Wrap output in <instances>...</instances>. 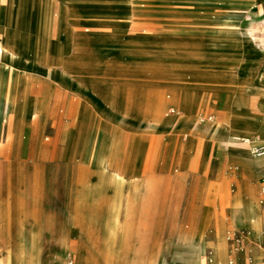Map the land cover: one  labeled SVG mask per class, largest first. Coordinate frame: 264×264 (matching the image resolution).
<instances>
[{
    "label": "rangeland",
    "instance_id": "rangeland-1",
    "mask_svg": "<svg viewBox=\"0 0 264 264\" xmlns=\"http://www.w3.org/2000/svg\"><path fill=\"white\" fill-rule=\"evenodd\" d=\"M0 3L3 40L6 12ZM25 5L22 15L12 7L8 45L36 52L40 45L45 60L34 70L31 64L13 67L0 54V75L13 67L23 79L19 86L14 71L9 81L0 79V229H10L13 218L16 230L0 237V247L10 240L27 248L34 242L47 252V264H69L74 254L61 256L60 244L70 239L71 217L73 230L87 232L92 246L148 247L156 241L162 252L164 244L189 232L210 234L214 213L225 219L226 239L229 231L243 230L228 225V200L247 199L249 191L236 192L225 173L236 168L231 159L250 167L238 152L244 145L251 149L241 138L264 143V50L237 44L236 52L245 53L250 64L238 74L207 38L219 22H230L249 38L264 18V0H26ZM84 82L93 84L92 96L80 88ZM186 85L190 104L183 107ZM106 89L125 98L132 113H148L160 99L161 118L177 123L143 127L128 118L117 121L107 106L100 110L93 101ZM227 99L229 108L221 105ZM192 115L195 126L184 121ZM215 122L228 124L217 128L224 134L235 129L239 138L230 142L218 130L207 133ZM196 136L203 140L200 195L199 156L188 146ZM112 161L121 170L117 178ZM163 167L173 175L169 209L161 204L162 189L137 184V179L160 183L155 172ZM216 169L221 175L213 184ZM187 172L194 173L191 184L185 182ZM263 185L256 190L259 202ZM196 213L201 221L190 220Z\"/></svg>",
    "mask_w": 264,
    "mask_h": 264
},
{
    "label": "crops",
    "instance_id": "crops-1",
    "mask_svg": "<svg viewBox=\"0 0 264 264\" xmlns=\"http://www.w3.org/2000/svg\"><path fill=\"white\" fill-rule=\"evenodd\" d=\"M156 58L158 57H155L154 61L160 63L159 62L160 59H156ZM182 61H185L186 63L188 62V60H182ZM198 62L203 63V65L210 64L213 66H219L221 64L220 62L213 60H199ZM165 131H170L174 137L177 136L172 132L171 129H167ZM202 143L203 140L196 136L195 140L190 144H188V146L191 147L193 146L195 148V146L199 144V146L202 147ZM197 155L199 156V158L197 159L198 162H197L196 175H198V177L196 178V186H197V190H199L198 195H200V191L204 189V180H203L204 167H202V163L204 159L201 150L199 149L197 150ZM261 157H256V158H261ZM231 160L236 164V168L234 170H230L229 173H225V174H227L229 179L233 180V185H235L236 187V192H238L239 189L257 190L259 185L264 184V161H262V163H260L259 165L256 163L252 167H247L239 163L237 160L234 159ZM155 173L160 175L158 176V180H157V181L161 180L160 183L155 181L151 182L149 180L143 181L137 179L138 189H143L144 184L148 188L152 186L155 189L156 187L157 189H162L163 197L161 204L164 205V208L169 209L173 205V199L170 193V190L172 189L173 175L171 171L166 167H163L162 170H158ZM187 174H188L187 177L189 176V178L187 179V177L185 176L184 178L187 179V181L185 182L191 184L193 180L192 176L194 175V173L187 172ZM220 175H221V171H218V169L213 171L212 173L213 184L218 182V178L220 177ZM180 180L176 181L178 183L177 187L179 188L182 187L181 186L182 179ZM263 186H261V188ZM261 188H260L261 208L259 210L258 220L256 219L255 221H251L249 225L236 224L233 218V212L231 208L228 207V214H229L228 225L235 228L247 229L250 231L252 235V240L241 244L243 250H237L236 248L237 244H230L227 239H226V243H227L226 247L224 248L215 247L216 244L218 243V239H217L218 233L216 231L215 223L218 221V217H220L221 215L219 213L218 214L214 213L212 217V221L214 223L213 231L208 235H203L202 233L195 234L193 232L192 234L194 235L192 237L193 239L191 242L192 247L183 244V241L181 239L174 241L173 243L170 242L169 244H164L165 245L164 262L166 264H193L186 259L189 258L188 256H192L196 253L200 255L201 253L206 252L208 253V255L207 254L201 255V260L203 264H230L229 263L230 260H233L232 264H249L246 261V256L248 254H252L254 256L257 264H263L264 263V202L261 201ZM169 216L170 214H168V216L165 217V219H168ZM202 219H203L202 215L198 213L193 214L190 217L191 221H201ZM13 221H14L13 218H11L10 229H6L5 226L3 229H0V237L10 238L11 235H13L16 232ZM226 226L227 224L225 223V228ZM68 235L71 240L68 238L67 241L61 242L60 247L62 248L60 252H61V256L66 255L69 252H72L74 254V258L71 255H69V258H71L69 264H141L146 262L148 263L149 261L150 262L148 264H154L155 262L156 241L154 242L152 241V245L148 247H141V245L136 243L133 244V246L131 247L130 246L126 247L123 245L112 246L104 243L108 239V236L105 237L103 236V238H105V240H102L103 241L102 243H104V245H101L99 247L92 246L91 241L88 240L89 235L87 234V232L86 234L84 233L82 235L81 234L77 235L75 230H73L72 217H71L70 227L68 230ZM259 239H262L263 243H261ZM6 243L7 242L4 241V244L2 245V247H0V254H2L0 255V264H13V263L14 264H47V262L45 261L46 256H44L47 252L43 253L41 246L37 245L35 249L36 251L34 250L32 251L30 247L33 246V244L27 248L23 245L15 243L13 240L8 241L7 244ZM208 250H210V252H208ZM35 252H37L39 258L35 257ZM161 263L163 264V261H161Z\"/></svg>",
    "mask_w": 264,
    "mask_h": 264
},
{
    "label": "bare ground",
    "instance_id": "bare-ground-1",
    "mask_svg": "<svg viewBox=\"0 0 264 264\" xmlns=\"http://www.w3.org/2000/svg\"><path fill=\"white\" fill-rule=\"evenodd\" d=\"M3 1L5 4V12H6L5 17L6 18H5V22L3 23L1 30L5 31V36H4L3 40L0 39V54L9 60L10 63H12L13 67H23V64H31L32 68L34 70L40 68L42 65V62L45 60V58H44L45 57L44 56L45 51L41 48L40 45L38 46L37 52L29 46H27V47H24V46H22V47H10L8 45V41H9V38L11 36V34L9 32V16H10V12L12 10V7L13 8L15 7L17 9L18 15L19 14L22 15V13L24 14V12L27 11V7H25L26 6L25 5L26 0H3ZM125 1L130 2L131 0H125ZM241 34L239 32H237V30L233 27V24H231L230 22H219V23H217V25L215 24V26H213L212 33L207 38V40H208L207 44L209 45L210 49L213 51H216L217 55H219L220 57H222L224 59L226 58L228 60V63L232 66V68H234L235 72H237L238 74H241V72L243 70H245L247 68V66L250 64H246L247 58L245 57V53H243V54L237 53L235 50V47L237 44H243L244 46L245 45L250 46V43H251L256 47L257 50L263 51L264 50V18L261 20L260 25L250 29V32H249L250 37L249 38H246L245 36H243ZM172 52L175 55L178 54L175 51H172ZM254 59H256V58L254 57ZM13 67L10 70L8 69L10 72L7 71L6 69H4V71L1 72L0 79L2 78V80H4V81L5 80L9 81L10 80L9 77H11V75H9V74H12V72L14 71V74H16V76H17V78H16L17 84L19 86H21L22 80H23L22 75L18 71L15 72V68H13ZM49 72L55 73V70L53 68H51V69H49ZM2 80H1V83H2ZM73 81L78 83L77 78L75 80L73 79ZM84 83L85 84H83V85L80 83L81 84L80 88H83V90L86 93H88V95L92 96V93L95 90V88L93 89V84H90L89 82H84ZM183 84H185V83H183ZM188 88H189V86L186 85V87H185L186 90L183 89L182 93H181V104L183 107H187L190 104V101H189L190 99H189L188 94H187L188 93L187 90L189 91ZM22 95H23V93H22ZM88 98H90V97H88ZM92 98H93V101L96 103V106H98V108L100 110H101L102 105L107 106V108L112 111L110 117L117 120V121H121L124 118H128V119L132 120L134 123H140L143 127L146 125L172 126V125H175L177 123V120H174V119L170 120L168 118H166V119L161 118V113L159 110L160 99H158L157 104H155L153 107H151V109L148 113H147V111L146 112L143 111L142 113H132V112H129V109L131 108V106H127L124 102L125 98L121 97L120 95H114L107 89L103 93L101 92V94L98 97H92ZM15 99H16V97H15ZM198 99H199V97L196 95L195 100H194L195 104L198 102ZM230 103H231V101H229V99H227V100L222 101L221 105L226 107V108H229ZM194 108H196V105H194ZM184 121H185V123L190 124L192 126H195L198 124V120L196 118V115L188 116L186 119H184ZM218 126H228V124L227 125H222V124L217 125L215 122L212 125H210L209 127H207L206 132L211 133V132H214L215 130H218L219 131L218 133L223 135V137H225L226 140H228L230 142H235L233 140V138L234 139L239 138L238 136L240 133L238 131H236L235 129L229 130L228 134H224L222 130L217 128ZM243 138L247 139V137H243ZM182 146L183 145H180V147H182ZM200 147L201 146H199V144L196 145L195 150L200 149ZM243 147L244 148H240L238 150V152L244 157L248 166L252 167L256 163L259 165L260 163H262V161H264V157H261V158L253 157V155L251 154L252 153L251 149H249L248 145H244ZM109 164L112 167L111 172H112L113 178H117V177L121 176L119 166L116 167L114 165V161L110 162ZM248 191H249V194H248L247 199H243L241 196L240 197L231 196V198L228 200V205L233 212V218H234V221L236 224L249 225L251 221H255L256 219L257 220L259 219V210L261 208V203L257 200L256 190L248 189ZM215 225H216L215 226L216 231L218 233V238H217L218 243L216 244L215 247L224 248V247H226V244H227L226 243V235H225V219H223L222 216L218 217V221L215 223ZM192 233L193 232H189V233H187V235L185 234V237L183 239H181L183 241V244L192 247L191 242L193 239L192 237L194 235ZM32 244H33V246H31L30 249L32 251L33 250L36 251L35 249H36L37 245L34 242ZM156 249L157 250L155 251V262H154V264H162L161 261H163V264H166L164 262V258H165L164 252L161 251L160 247H156ZM202 254L208 255V253H206V252L201 253L200 255L198 253H196L192 256H188L189 258H186V259L193 264H203V262L201 260ZM35 257H38L37 252H35ZM42 258H44V257H42ZM148 263L146 262V263H141V264H148Z\"/></svg>",
    "mask_w": 264,
    "mask_h": 264
},
{
    "label": "built area",
    "instance_id": "built-area-1",
    "mask_svg": "<svg viewBox=\"0 0 264 264\" xmlns=\"http://www.w3.org/2000/svg\"><path fill=\"white\" fill-rule=\"evenodd\" d=\"M172 112H175V109H171ZM243 141L248 142L250 144L251 152L255 157L264 156V143L252 142L249 139L241 138ZM261 201L264 202V186L261 188ZM227 240L230 244H237V250H243L241 244L252 240V235L249 230H232L228 232ZM246 261L249 264H257L254 256L252 254H248L246 256ZM230 264L233 263V260L229 261ZM264 264V263H263Z\"/></svg>",
    "mask_w": 264,
    "mask_h": 264
}]
</instances>
